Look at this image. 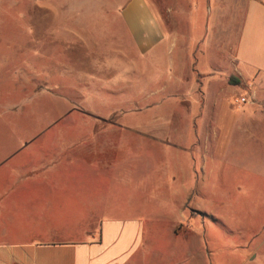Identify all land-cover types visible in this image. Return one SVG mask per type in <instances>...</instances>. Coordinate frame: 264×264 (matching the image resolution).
I'll return each mask as SVG.
<instances>
[{
  "label": "rangeland",
  "instance_id": "obj_1",
  "mask_svg": "<svg viewBox=\"0 0 264 264\" xmlns=\"http://www.w3.org/2000/svg\"><path fill=\"white\" fill-rule=\"evenodd\" d=\"M128 1L0 0V178L65 176L67 189L41 190L51 203L32 223L39 240L135 218L148 237L134 264H264V74L237 75L238 37L223 33L247 0H148L166 42L133 65L115 56L130 44ZM208 7L230 17L209 20ZM96 146L114 159L83 184L84 161L70 157ZM11 189L1 202L22 205ZM41 191L27 192L31 206Z\"/></svg>",
  "mask_w": 264,
  "mask_h": 264
},
{
  "label": "crops",
  "instance_id": "obj_2",
  "mask_svg": "<svg viewBox=\"0 0 264 264\" xmlns=\"http://www.w3.org/2000/svg\"><path fill=\"white\" fill-rule=\"evenodd\" d=\"M198 8L199 3H195L194 12L189 14L193 33L195 29L193 21ZM119 14L121 23L130 39V44L115 50V56L117 55L118 58L120 57L130 65H133V53L137 55L136 58L138 57L139 60H146L149 55L156 53L166 42L159 20L148 0H129L122 7ZM206 14L209 20L212 17L218 18L220 14H223V17L229 16L224 10L218 13L213 12L209 7ZM233 19V13H231L230 22L228 19L224 21L226 28L223 29V33L225 37L227 35L230 36L229 30H231V36L236 34L238 37L234 47L235 72L241 77V75L243 76L244 68L250 67L255 71V77H258L260 74H264V0H247L239 28L235 27L236 24ZM207 27L206 23L205 36L200 40V44H205L210 37ZM215 30L216 28L213 25L212 39L214 38L213 35L216 34ZM213 41L214 39L212 40V45ZM172 47L176 49L174 45ZM206 49L203 48V52L201 51L200 61H202V58L203 61L206 58L208 59L209 55ZM224 53L228 54V51ZM176 61L174 62V67L177 69L176 74L178 75L179 72L182 74L181 69L185 68L182 67L183 64ZM181 81H183L182 78H180L179 82ZM95 144L97 145L98 143L95 142ZM23 150L28 151L27 147L23 148ZM76 153L80 157H76ZM76 153H73L76 156H71L70 158L74 157L84 161L82 162L83 164L80 163L82 169L77 167L81 171L80 180L83 184L98 178L100 166L105 164L111 166V158L114 159L107 153H100L97 146L93 148L90 157H86L84 151L82 153L79 150ZM115 160L112 164L119 162L121 159ZM32 161L34 160L31 159ZM75 165L76 163L73 162L72 166ZM119 165L122 166L123 164ZM73 168H70V170ZM1 177L0 187L12 188L11 190L15 191H12V194L8 193V199L11 198L16 201L20 196L23 204L8 205L5 201L2 200L3 202H1L0 200V264H134L141 257L140 254L142 252H139V250L142 248L144 237L146 236L147 238L148 236L143 220L135 218L113 217L100 221L94 232H85L80 237V241L77 240L76 242H55L36 239V231L33 228L34 224H32L33 220L37 213L46 211L44 206L51 203L50 199L48 200V192L45 194L41 190L47 189L50 191L51 187L52 191L65 187L67 189L69 185L64 183L65 176L60 175L55 178L46 176L38 179H31L26 176L17 177L16 175H1ZM34 187H37V189ZM18 188H22L23 192L17 193ZM29 191H34L35 193L43 192L39 203L37 200L33 201V203H37V208L28 203L29 198L26 199L30 196L27 195ZM20 193H24L25 196L20 195ZM23 223H26V226ZM21 225L24 228H21Z\"/></svg>",
  "mask_w": 264,
  "mask_h": 264
},
{
  "label": "trees",
  "instance_id": "obj_3",
  "mask_svg": "<svg viewBox=\"0 0 264 264\" xmlns=\"http://www.w3.org/2000/svg\"><path fill=\"white\" fill-rule=\"evenodd\" d=\"M229 82L233 85H239L241 83V81L235 77H230Z\"/></svg>",
  "mask_w": 264,
  "mask_h": 264
},
{
  "label": "built area",
  "instance_id": "obj_4",
  "mask_svg": "<svg viewBox=\"0 0 264 264\" xmlns=\"http://www.w3.org/2000/svg\"><path fill=\"white\" fill-rule=\"evenodd\" d=\"M243 102H245V100H243Z\"/></svg>",
  "mask_w": 264,
  "mask_h": 264
}]
</instances>
